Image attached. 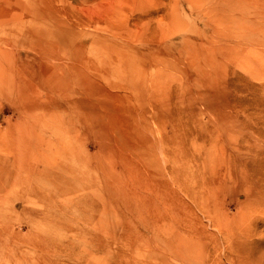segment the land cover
Segmentation results:
<instances>
[{
	"label": "rangeland",
	"instance_id": "obj_1",
	"mask_svg": "<svg viewBox=\"0 0 264 264\" xmlns=\"http://www.w3.org/2000/svg\"><path fill=\"white\" fill-rule=\"evenodd\" d=\"M0 264H264V0H0Z\"/></svg>",
	"mask_w": 264,
	"mask_h": 264
},
{
	"label": "bare ground",
	"instance_id": "obj_2",
	"mask_svg": "<svg viewBox=\"0 0 264 264\" xmlns=\"http://www.w3.org/2000/svg\"><path fill=\"white\" fill-rule=\"evenodd\" d=\"M56 180H58V178L56 179ZM60 182V181H59ZM63 184H64V186H62V187H68V188H73L71 185H70V183L68 182V180H63V182H62ZM59 187V186H58ZM59 189H61V191H63L64 189L63 188H59ZM63 193V192H62ZM85 216V215H84ZM148 224V223H147ZM146 224V225H147ZM150 225V224H149ZM152 225V224H151ZM148 226V225H147ZM152 227V226H151ZM150 228V227H149ZM154 228V227H153ZM181 230V229H180ZM180 230H178L177 229V231H176V234L179 236V235H182L181 233H183V232H185V231H182L181 230V233L179 234V232H180ZM129 241V240H128ZM172 243V242H171ZM173 244V243H172ZM180 244H181V242H180ZM184 245V244H183ZM168 246V245H167ZM186 247H187V245H186ZM186 247L185 248H183V247H181L179 244H176V245H172V246H170V244H169V246H168V248L167 249H169V251L171 252V254L173 255V256H176L177 258L178 257H182V256H184L183 254L186 252ZM188 253V252H187ZM189 255V254H188ZM187 255V256H188Z\"/></svg>",
	"mask_w": 264,
	"mask_h": 264
}]
</instances>
